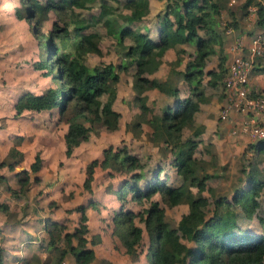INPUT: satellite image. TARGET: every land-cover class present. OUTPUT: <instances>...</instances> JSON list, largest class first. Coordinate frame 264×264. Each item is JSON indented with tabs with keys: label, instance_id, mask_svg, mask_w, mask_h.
<instances>
[{
	"label": "trees",
	"instance_id": "16d2710c",
	"mask_svg": "<svg viewBox=\"0 0 264 264\" xmlns=\"http://www.w3.org/2000/svg\"><path fill=\"white\" fill-rule=\"evenodd\" d=\"M70 9L69 20L59 25L54 22L53 29L48 35L46 51L47 58L42 57L34 65L38 69H47L48 61L55 59L54 66L57 68V78L60 80L59 87H50L41 94L25 93L20 96L15 105L16 113L24 109L40 111L59 107L61 118L68 124L64 135L65 154L69 156L74 147L89 137L91 126L94 123L107 124L108 120L102 118L114 112L111 102L106 101L101 107L96 98L102 94L111 93L115 83L118 81V73L115 69H127L126 63L121 66L102 63L101 65L88 66L82 59L84 51L101 54L97 40L85 32L90 25L89 17L78 14L76 8L85 9L92 7L96 0H65ZM119 4L123 9L129 10V14L123 13L122 19L125 23L127 18L140 20L148 12L147 0H101L98 14H91L92 23L101 21L107 32L113 35L118 42L129 38L132 45L129 46L130 61L136 64V80L146 88H159L162 85L160 79L151 76L161 63V55L176 44L189 43L194 46V52L188 54L184 49L178 51L177 62L180 61V54L187 53L190 59L181 72L182 79L189 86L190 95L185 99L178 97L176 87H170L171 93L177 98L175 107L168 106L162 115V128L152 132L153 139L163 142V148L173 155V164L183 181L178 186H170L161 181L158 174L141 187L143 180V168L145 164L137 155L130 152L127 146L113 147L109 145L102 152V158L92 159L86 167V178L83 187L91 192V182L95 166H100L108 171L109 176L114 173L128 174V178L121 181L118 188V195L122 200L120 211L113 217V233L120 239L126 253H134L139 248L142 240V232L145 230L148 237V251L150 264H264V234L248 233L240 236L233 231L237 222L228 223L222 219V208L226 198H213V209L210 215L206 213V206L210 199L201 193L203 190H210L207 179L210 173L198 174L197 170L202 168L203 159L194 156L198 146L195 138H181L183 127L194 124V113L198 110L200 103L206 100L201 88L204 75L207 74L209 85L222 82L226 69L224 68V56H218L217 69L204 71L207 59L215 53V44H220V35L214 28L215 17L220 13L219 6L214 0H167V5L160 16L164 21V27L159 31V40L153 41L147 33L136 31L118 20L107 18L112 14ZM27 7L24 9V18L33 20L34 28H39L40 17L38 10L44 9L39 0H22ZM254 4L257 8L258 23L264 26V4L259 0H246V7ZM181 6L183 7L181 9ZM51 7V6H50ZM174 17V21L170 16ZM71 25V26H70ZM199 31H203L201 35ZM65 38L74 41L77 49L76 54H57L58 45L54 38ZM169 82H166L168 84ZM66 91L61 96V87ZM63 98V99H62ZM70 101H74L72 112L66 116L67 107ZM141 112L144 114L147 106L140 101ZM116 114V112H114ZM143 117V116H142ZM151 122V121H150ZM137 127L140 122L135 121ZM201 126L193 130L197 136ZM256 153H264V140L251 143L249 146ZM162 148V149H163ZM163 149V150H164ZM22 154L12 147L8 153L9 159H20ZM5 162H0V167ZM11 168L12 163H7ZM40 157L36 154L30 165V170L35 172L39 169ZM115 170V172H112ZM257 175V176H256ZM260 174H252L245 189L235 188L229 205L240 206L242 214L250 218L254 209L258 206L256 197L264 187L263 177ZM20 191H23L28 182V171L22 170ZM1 177V176H0ZM189 178L190 184L197 187L198 193L189 190L186 184ZM130 193L132 200L141 205L138 211L123 210V202L126 194ZM14 193V192H12ZM160 196V201L154 199V195ZM171 206L176 203H186L188 211L181 215L175 226H171L165 217L162 204ZM90 207L96 208L97 204L89 201ZM5 208V206H2ZM86 206L79 204L74 207L81 213L78 226L73 232L63 234L64 246L54 264H62L66 253H71L75 264H88L94 259V251L86 246L85 233L88 231L86 224ZM136 221L143 224L141 227ZM51 229L50 244H54L65 226L55 222L50 223ZM73 238L76 244H73ZM192 242L188 246L184 241ZM95 243V240L92 241ZM0 264H3L0 254Z\"/></svg>",
	"mask_w": 264,
	"mask_h": 264
},
{
	"label": "crops",
	"instance_id": "0c3cea01",
	"mask_svg": "<svg viewBox=\"0 0 264 264\" xmlns=\"http://www.w3.org/2000/svg\"><path fill=\"white\" fill-rule=\"evenodd\" d=\"M147 1L148 12L140 20L129 18L126 25L136 31L147 33L153 41L157 42L159 31L164 27V21L160 16L165 10L167 0ZM245 1L214 0L220 8V13L215 17L214 28L219 33L221 41L220 44H215V53L207 59L204 66L205 73L217 69L219 55L224 56V68L227 69L232 58L239 55V50L233 47L236 38L240 37L244 46L248 47L252 36L264 31V26L258 23L257 8L254 4L247 6L244 13ZM259 1L264 4V0ZM170 19L174 21L172 15ZM27 21L24 18V10L20 8L14 16L8 17L3 12L0 13V162H5L0 167V254L3 264H54L60 249L64 246L63 234L73 232L78 226L81 213L74 207L79 204L86 206L88 227L85 233L86 246L94 251V259L88 264H150L149 242L145 246V251H141V248L138 251L137 248V251L128 254L124 247L121 250L122 243L113 233V217L122 207V200L118 195L120 185L116 189L106 186L117 179L119 173L115 172L113 176H109L105 170L104 177L94 181L101 169L96 166L91 182V192H88L83 187L85 168L88 163L73 160L77 156V151L87 140L74 147L69 156L65 154L64 135L68 124L61 118L59 107L40 111L24 109L21 113H16L15 105L23 94L28 92L41 94L50 87L60 86L58 80L53 78L47 69L35 67L39 54L33 52L32 45L30 44V48L24 47L22 40L28 27ZM199 33L204 35L203 31ZM27 39L30 43L32 42L29 36ZM181 49L186 50L188 54L194 52V46L189 43L176 44L173 48L164 51L161 55V63L154 72L164 63L169 53H171L169 62L173 66L172 58L174 55L177 56ZM188 54H180V61L174 63L172 72L181 74L191 58ZM213 56H216L217 61L210 63ZM151 76L158 78L154 74ZM180 78V84L175 85L178 90L177 98L185 99L190 95L189 86L182 77ZM208 79L209 76L205 74L203 84L214 91L217 90L215 88L220 87L223 94L216 96L210 91L211 95H207L202 86L206 100L200 103L198 110L194 113V124L182 128L180 138L191 137L198 140L195 157H197L199 144L202 143V159H208L206 161L213 158L219 160L222 153H238L240 149L237 143L222 144L223 139L232 142L248 141L251 144L248 136L243 132L228 134V130L235 127L246 114L232 109L226 119H221L220 111L227 104L224 88H221V82L209 85ZM171 80L170 76V83ZM183 84L186 89L181 87ZM248 86L250 89L256 87L264 91V58L259 59L250 72ZM169 87L170 85H166L165 88ZM169 96L171 97L166 102V107H175L177 98L172 96L171 92ZM255 119L259 123H264V111L256 113ZM152 123L154 128L149 130V139L146 143L156 149L154 154H151L152 157L156 156L155 169H150L149 166L152 158L142 160V155L137 150L131 149L145 164L141 187H144L146 182L152 180L156 174L167 185L178 186L181 183V175L177 173L173 164V155L163 148L162 141H155L152 138V132L161 129L162 124ZM200 126L201 131L194 136L193 130ZM139 127L146 129L144 125ZM188 129H190V135L185 137L183 134ZM144 135L142 134V137ZM12 147L22 156L18 160L12 158L8 161V153ZM36 154H39L40 166L37 171L32 172L30 165ZM7 163H12V167L10 168ZM22 170L28 171V182L25 189L20 191L19 174ZM128 193L123 202V210L137 211L134 208L137 202L132 200ZM89 201L95 202L97 207H90ZM3 205L5 208L2 207ZM52 222L65 226L63 231L57 233L59 236L54 244L49 242L48 230L51 229ZM93 240L95 243L92 242ZM72 241L74 245L77 242L75 238ZM184 242L188 246L193 245L192 242L186 240ZM63 261L65 264H75L71 253H66Z\"/></svg>",
	"mask_w": 264,
	"mask_h": 264
},
{
	"label": "rangeland",
	"instance_id": "374dc122",
	"mask_svg": "<svg viewBox=\"0 0 264 264\" xmlns=\"http://www.w3.org/2000/svg\"><path fill=\"white\" fill-rule=\"evenodd\" d=\"M39 1L44 6V9L42 8L38 10V17H40L41 19V21L39 22L40 26L39 28H34L33 20H28V27L26 28L24 39L22 40L25 48H30L29 46L31 44L34 49L33 52L39 54L37 61H39L40 57L47 58L48 56V52L46 51L47 38L48 35H50L51 30L53 29L52 26L54 22L59 25H63L64 22L69 20L68 12H70L69 7L67 6V2L65 3V0ZM100 2L101 0H96V2L93 3L92 7L90 8H76V11L79 15L89 17L90 25L85 29V32L97 40L98 46L101 49V54L84 51L82 53V59L88 66L101 65L102 63L111 62L118 67L121 66L122 63H126L127 69H122L121 67L115 69L118 73V81L115 83L112 92L108 94H102L96 98V102L99 107H101L104 102L110 101L111 108L114 112H116V114L112 112L106 115H102V118L108 120L107 124L94 123L93 125H90L86 122L88 126H91L88 137L89 140L87 139V142H84L82 144L83 147H81L77 151V156L73 158V160L74 162L79 163H89L94 158L100 160L102 158L101 153L103 152V149H105L109 145H112L113 147H120L122 145H125L132 153V150H137V152L142 155V160H149L152 158L149 161L151 162L149 166L150 169H155L156 156L152 157V155L154 154L156 149L153 148L150 144L146 143V140L149 139V130L154 128V123L152 122L162 124L161 122L163 111L167 106L166 102L169 101V97H171L169 96L171 92L170 87H175V85H177L178 83L180 84V77H182L180 75V72H172L173 66H175L174 63L179 62L176 61L177 56L174 55L171 61L173 63L172 66V64L169 62V59L171 57V53H169L167 55V59L164 60V63L160 66V68L153 73L155 76L157 75L161 80L162 87L149 89L139 83L135 77L136 64L134 61H130V53H128L129 46L133 43L132 40L126 38L122 42H118L113 35L107 32L106 27L101 21L92 23V20L90 19L91 14H98ZM112 3L117 7V10H115L112 14H109L107 18H110V20H118L120 23L127 24L129 18H127L124 23L122 15H124L123 13L129 14V10L123 9L119 4L116 5L114 2ZM26 7L27 6L22 3V0H0V13L3 12L4 15L8 17L16 15V12L19 10V8L21 10H24L26 9ZM28 36L32 40L31 43L29 39H27ZM54 41L57 42L58 45V55H62L64 53L73 55L77 53L74 41L57 37L54 38ZM54 61V58L48 61L47 72L49 74H52L53 78L57 79L60 85L61 83L57 78V68H55L54 66ZM216 61V56H213V58H211L210 60V63H215ZM170 76L172 78L171 83L169 82ZM166 82L169 83L166 84ZM166 85H170V87L166 89ZM202 86H204V90L207 95H211L210 91H212V94L216 96H220V94H223L220 87L215 88V90H217L214 91L205 86V84H203V81ZM181 87L183 89H186L185 84L181 85ZM222 87L223 83L221 88ZM66 89V86L64 87V89L61 87V96H63ZM216 98L218 99V97ZM140 101H143L147 106V110L144 114H140ZM60 104H58L59 107ZM74 104V101L69 102L66 116L72 112ZM135 121L140 122V126L144 125L146 129L142 127L138 128L135 125ZM142 134H145L144 137H142ZM183 135L185 137L189 136L190 129L186 130ZM134 136L137 138H135ZM132 143L133 146H131ZM221 143H237L240 150L238 151V153H222L219 156V160L213 158L210 161H206L208 159H204L202 168H199L197 170V173L199 175L205 172L212 175L209 179H207V184L210 190L201 191L203 195L208 196L210 199V204L205 208L206 213L207 215L211 214V211L213 209L212 200L214 197H225L226 202L224 203L222 208V219L223 221H227L228 223L237 222V227H234L233 231L239 233L240 236L248 233L264 234V187H262L256 197L258 206L254 209L250 218H246L243 216L240 206L236 204L229 205L228 201L234 194L235 188L245 189L247 187L250 175H252L253 173H259V176L263 177L264 153H256L249 147L250 144L248 141L232 142L231 140L226 141L223 139ZM160 151L164 153L162 150ZM202 151L203 144L201 143L199 144V149L197 151L198 158L202 159ZM105 172L106 171L101 168L97 174L95 173L96 179L94 181L101 180L106 174ZM112 172H115V170H113ZM117 176L118 178L111 181L112 183H109L110 185L108 184L106 187L116 189L121 184V181L125 178H128L129 175L119 173V175ZM180 181H183L182 177L180 178ZM141 184L143 183L141 182ZM186 184L188 185V188L191 192L195 194L200 192L198 191L196 186L190 184L189 178L187 179ZM128 194L130 196V193ZM153 198L160 201V196L157 193ZM162 205L165 209L164 211L166 220L171 226H175L181 215L187 211L186 203H176L171 206H167L163 203ZM134 208L138 211L141 209V205L137 202V205H135ZM136 222L140 226H143L142 223H139L138 221ZM147 243V234L143 230L142 241L138 248V251L140 250V248L141 251H145V246L147 245ZM121 250H123V246L121 247Z\"/></svg>",
	"mask_w": 264,
	"mask_h": 264
},
{
	"label": "built area",
	"instance_id": "2783aa9c",
	"mask_svg": "<svg viewBox=\"0 0 264 264\" xmlns=\"http://www.w3.org/2000/svg\"><path fill=\"white\" fill-rule=\"evenodd\" d=\"M239 50V55L232 58L223 77V88L227 104L220 111V118L226 119L233 109L242 112L245 117L228 134L238 131L245 133L250 142L264 140V123L255 119V114L264 111V91L249 88V74L259 59L264 58V31L252 36L250 45L245 47L240 37L233 46ZM62 264H65L62 261Z\"/></svg>",
	"mask_w": 264,
	"mask_h": 264
},
{
	"label": "water",
	"instance_id": "95a60500",
	"mask_svg": "<svg viewBox=\"0 0 264 264\" xmlns=\"http://www.w3.org/2000/svg\"><path fill=\"white\" fill-rule=\"evenodd\" d=\"M63 99V98H62ZM61 103H62V100H61Z\"/></svg>",
	"mask_w": 264,
	"mask_h": 264
}]
</instances>
